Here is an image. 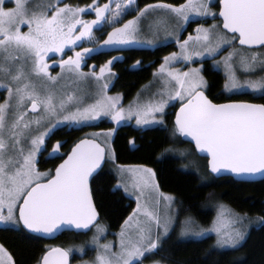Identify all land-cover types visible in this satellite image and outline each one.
I'll return each instance as SVG.
<instances>
[{
    "label": "snow or ice",
    "instance_id": "1",
    "mask_svg": "<svg viewBox=\"0 0 264 264\" xmlns=\"http://www.w3.org/2000/svg\"><path fill=\"white\" fill-rule=\"evenodd\" d=\"M133 3L107 0L101 4L93 0L91 5L81 7L63 0H0V88L7 92L0 102V225L47 237L64 229H95L91 244L97 256L91 264H144L148 255L162 250L173 230L176 201L160 191L152 168L116 163L111 143L115 128L87 133L54 171H39L37 154L46 150V140L61 124L87 125L108 117L116 125L134 119L139 128L158 129L165 125L166 109L178 102L171 136L194 146L180 152L181 156L204 157L205 176L213 178L223 174L264 176V104L214 103L205 94L207 82L202 66L208 58L223 64L226 92L246 88L264 93V0H218V12L212 10V0H184L179 4L160 0L135 9L134 18L121 23ZM91 13L95 19L83 18ZM209 17L218 22L204 27L196 19L206 21ZM193 22L199 25L195 34L183 39V32ZM105 24L111 31L101 44L94 32L102 31ZM145 25L154 38L140 41L138 36ZM161 33L165 41L174 39L179 51L164 56L159 63L150 82L156 90L146 101L142 102V93H138L125 107L122 96L107 95L106 73L114 75L111 66L116 57L102 65L99 72L95 66L89 72L82 70L86 58L98 48L133 43L156 46ZM84 41L96 47H83ZM78 47L82 50L76 51ZM65 49L74 55L63 58ZM228 49L231 51L227 56L216 60ZM50 53L61 55L60 73L55 76L47 62ZM195 63L201 67H192ZM258 71L260 75H256ZM65 74L73 83L94 81L99 99L83 106L76 95L67 94L65 98L58 93L57 85ZM61 147L58 141L50 158H56ZM109 162L116 180L113 191L122 189L127 196H134L136 208L121 225L118 242L101 243L106 229L99 222L91 181ZM258 222L264 224V216ZM251 223L246 214L218 205L211 228H202L189 217L181 236L203 238L215 233L214 247L238 249ZM75 250L85 252L83 246ZM72 251L51 247L37 264H69ZM0 264H17L2 243Z\"/></svg>",
    "mask_w": 264,
    "mask_h": 264
},
{
    "label": "trees",
    "instance_id": "2",
    "mask_svg": "<svg viewBox=\"0 0 264 264\" xmlns=\"http://www.w3.org/2000/svg\"><path fill=\"white\" fill-rule=\"evenodd\" d=\"M129 56V60L141 58L151 60L159 52L145 53V50H137ZM201 65L200 63H198ZM203 75L207 82L205 94L214 103L241 101L264 104V93L255 96L250 93L226 95L223 91L224 76L221 72L213 71L211 61L203 62ZM119 88L124 91L126 100L151 79L150 68H143L137 72L119 68ZM173 126V125H172ZM109 124L91 126L82 129L57 130L50 138L51 141L63 140L64 156L70 148L84 137L86 132L109 130ZM171 130L149 129L141 132L131 127L116 129L112 147L117 152V163L120 165H144L152 168L157 174V182L160 190L170 194L182 205V217H191L196 224L207 228L214 217L211 208L213 202L228 205L236 212L246 214L250 220L264 216V181L258 183H238L231 178L214 179L210 176L209 184H202L199 176L192 171H183L180 161L171 157L159 158L163 149L170 145L180 147L191 145L175 139H170ZM135 141L134 146L129 147L130 140ZM133 149V150H132ZM132 150V151H131ZM63 157L56 160L40 159L37 164L41 172L54 170ZM206 167V160L204 159ZM114 180L108 169L104 168L92 181L94 191V203L101 215V222L109 232H116L121 227L124 217L127 215L133 203L127 205L119 191H112ZM172 230L165 240L162 250L146 258L144 263L160 261V264H264V224L259 223L253 227L246 237L245 242L238 249H218L214 247L215 239L208 236L201 239L176 240ZM1 241V240H0ZM4 245L14 255L17 264H37L50 242L33 237L19 231H6L2 239ZM73 242L80 243L78 236L63 234L59 244Z\"/></svg>",
    "mask_w": 264,
    "mask_h": 264
},
{
    "label": "flooded vegetation",
    "instance_id": "3",
    "mask_svg": "<svg viewBox=\"0 0 264 264\" xmlns=\"http://www.w3.org/2000/svg\"><path fill=\"white\" fill-rule=\"evenodd\" d=\"M63 2L71 4L73 6L79 5V6L83 7V6H86V5H91L93 3V0H63ZM105 2H107V0H99V3H101V4H103ZM157 2H160V0H134L133 5L126 11V14L122 17L121 23L126 22L129 19H133L134 16L136 15L135 9L143 8L147 4H152V3H157ZM163 2L179 4V3H183L184 0H163ZM218 10H219V5H218V1H217V3L215 4V7H214V11L218 12ZM83 18L86 19V20L95 19V14L94 13L85 14L83 16ZM195 24H197V23L193 22L187 27V30L185 32H183V35H182L183 39H186L189 34H193V35L195 34V32L193 30ZM117 26H120V25H117ZM24 30L26 31L27 29L24 28ZM109 31H111V27H109L107 24H105L103 26L102 31H95L94 32V35H95L96 39L99 41V43H101V44L103 43V40L107 38L106 33L109 32ZM133 45H134V43L131 44V45H126V46H109V47L98 48L97 51L91 53L90 56L88 58H86L84 64L82 65V70L84 72H89L92 69V66H95L96 67V71L99 72V68L102 65H104L108 60L113 59V57H116L117 59L114 60L112 66H111V72L114 73V75L109 76V74L106 73V79L109 80V79L112 78V86L109 89V91L111 93H113L115 96H117V95L122 96V99H123L124 96H125L124 95V91L121 88H119V84H118L119 80H120L119 68L126 69L127 71H131V72L132 71L137 72V71H139V70H141L143 68L144 69L145 68H150V74H151V77H152L154 71L159 66V63L162 62L163 57L169 55L172 52H176L177 51V44L175 43V41H173V42H168L165 45H160V46H157V47H154V48L145 49V51H146L145 53H151L152 54V53H155V52L157 53L159 51L161 53L160 55L157 54L155 56V58H152L149 61L148 60L144 61L141 58H139V59L135 58L133 60H129V56L132 53L138 52L137 49L135 47H133ZM82 46L83 47H88V48L96 47V45L94 43L87 42V41L82 42ZM75 50L76 51H80L82 49L80 47H78ZM65 53H66V55H64V57H63L65 59H67V56H69V55H74V52L69 50V49H65ZM49 56L51 57L50 59L47 60L48 64L50 65L49 71H50V73L52 75H57L58 73H60V68L58 66V61L61 59V55L60 54L50 53ZM137 60L141 61L142 63L140 65H136L135 62ZM211 68H212V66H211ZM216 72H219V71H216ZM138 91L139 90H137L131 96L132 97L135 96ZM2 97L3 96L0 95V101L2 100ZM123 101L125 103L129 102V100H126L125 98L123 99ZM230 102H241V101H230ZM178 108H179V104H175L174 107L169 108V110L167 112V115L165 117V125L162 126L161 128H158V129H162V130H166V129H170L171 130L172 129V125L174 123L173 122L174 121V115H175V112L177 111ZM101 124H109L111 126V128H112V125L110 123L106 122V121H101L98 125H93V126L96 127V126H99ZM88 127H91V126H88ZM120 127H131V126L122 125ZM120 127H118V128H120ZM81 128H86V127H81ZM57 130H67V129L62 128V127H58V128H56V130L54 132H56ZM146 130H149V129H146ZM68 131H70V130H68ZM140 131L143 132L145 130H140ZM53 133L50 135V138L53 135ZM50 138H48L46 140V150H42L41 153L37 154V164L39 163L40 159H42V158L45 159V160H54V159L56 160V158H61V157H63V159L65 158L66 155L64 156L63 146L66 143V141L63 142V140L62 141L58 140L59 142L62 143V147L60 149V152L57 154L56 158H50L49 154L51 153L53 146L58 142L56 140L55 141L53 140V141L50 142ZM176 139H178V138H176ZM112 140H113V137H112ZM112 140H111V143H112ZM130 141H133V139H131ZM172 141L175 142L176 141L175 138H174V140L172 138ZM134 145L137 146V144L129 143V147H132ZM115 155H116V163H117L118 155H117L116 151H115ZM111 164L110 163L106 164L104 166V168L108 169L109 174L113 178L114 172H113V165H111ZM37 168L39 170L38 165H37ZM113 180H114V184H113L112 191H113V189H114V187L116 185V180L114 178H113ZM118 191L121 193L123 198H125L127 200V202H125L126 205H127V203H129V204L133 203V205L130 206L131 208H129L130 210L128 211L127 215L124 217V220H125V219H127V217L129 215L132 214L133 210L135 209L134 200L132 198H130L129 196H127L126 194H124L122 190H118ZM98 213H99V211H98ZM99 217H100L99 218L100 224L103 225L105 227V229H106V234L105 235L107 237L112 238V239L116 238L121 227L116 232H109L107 227L101 222L100 213H99ZM10 230H13V229L8 228V227H6L4 225H0V240H1L0 243L4 244L2 242V239L5 236L6 231H10ZM14 231H16V230H14ZM19 232H21V233L24 232L25 234H27L25 231H19ZM90 233H91V231H89L87 234L65 233V234H69V235L78 236L79 241H80V243L78 245H75L73 242H67V243H65V246L59 244L58 242H59L60 238L62 237V235L64 233L61 236H59L58 238H56L55 240L46 241V242H50L51 243V246H49V248H51V247H62V248H65V249H69V248L76 249L78 247L83 246L85 248V252L83 254L79 255L77 253L78 251L77 252L72 251L70 256H69V264H77L82 258L89 257L91 255V253L93 252V250H94V246L88 241V238H89L88 236L90 235ZM27 235H29V234H27ZM29 236H31V235H29ZM31 237H33L34 239L35 238L36 239H41V238H38V237H35V236H31ZM82 237H84L85 240H82ZM104 238L105 237H103L102 239H104ZM41 240H43V239H41Z\"/></svg>",
    "mask_w": 264,
    "mask_h": 264
},
{
    "label": "rangeland",
    "instance_id": "4",
    "mask_svg": "<svg viewBox=\"0 0 264 264\" xmlns=\"http://www.w3.org/2000/svg\"><path fill=\"white\" fill-rule=\"evenodd\" d=\"M217 1L218 0H212L211 7H212V10L213 11H214V7H215V4L217 3ZM9 6H13V5H9ZM196 19L199 21V25H203L204 27H209V26H211V24L218 22V21H214L210 17L207 18L206 21L203 18H196ZM199 25H198V23L195 24L193 30H195V28L197 26H199ZM153 38H154L153 35L150 32L147 31V27L145 25L144 26V31H142L140 33V35L138 36V39L140 41H144V40H149V39H153ZM173 41H174V39H172V38H169L168 41H165L164 35H163V33H161L159 35V37L157 38V44H156V46H150V45H147L145 43H134L133 47H135L137 50H145V49H148V48H154V47H157V46H160V45H165L166 43L173 42ZM178 51H179V48L177 46V51L176 52H178ZM229 51H231V49H228L227 51H223L219 56L216 57V60H222L224 56H227L228 55V52ZM205 60H211L212 70L213 71H219V72H221L223 74L224 78H225V69H224V66H223L222 63L216 64V62L213 59H211V58H208V59H205ZM191 66L192 67H201V65H199L198 63H195V64H193ZM158 67H157V69H158ZM176 67L181 68L183 70H187L184 67L183 64H177ZM260 74L261 73L258 71L256 75H260ZM243 79H244V77L241 76V80L242 81H243ZM153 80H154V78H153V75H152V77L150 79V82H153ZM150 82H148L145 85H143L139 89V91L136 93V95L133 96L129 100L128 103H125L123 101V99L125 97L122 99L121 103L125 107H127L129 105V103L133 102L136 99L138 93H142V96H141L142 102L143 101H146L149 98V96L152 94V92H154L156 90V87L155 86H150ZM108 83H109V88L107 90V95L108 96H115L113 93H111L109 91V89L112 86V78L108 80ZM224 83H225V80H224ZM57 91L61 95H64L65 98H66V95L67 94H74V95H76L82 101L83 106H87L88 104L95 103L96 100L99 99V96L97 94V88H96V85H95V82L94 81H84V82H80V83H73L72 80H71V78L67 74H65L64 79H62L60 81V83L57 85ZM223 91L225 92L226 95H236V94L250 93V94H253L255 96H259V95L262 94V93H259V92L258 93H252L250 90H248L246 88L229 93V92H226L224 90V87H223ZM0 95L3 96L2 97V100L0 102H3V100L7 97L6 90L0 88ZM175 104H179V103L178 102H174V105ZM172 107H174V106H170L169 108H172ZM169 108L166 109V112H168ZM72 110L74 111L75 108L73 107ZM101 121H106V122L110 123L112 125V128L111 129H113V128L117 129L118 127H120L122 125H129L133 129H140V130L153 129V128H143V129L142 128H139L138 126H136L134 119L131 120V121H123V122H121L120 125H116L108 117H102L100 120L92 121L90 124H87V125H74V124H66L65 123V124H61L59 127L65 128L67 130H71V129H82L81 127H88V126L98 125ZM107 131L108 130L94 131V132H107ZM92 132L93 131L86 132L84 134V136L87 133H92ZM169 137H170V139H172L171 134H170ZM173 140H174V138H173ZM173 143H174V141H173ZM166 149H173L174 151H172V152H166L165 151ZM187 150H191V149L189 147H187V146L180 147L178 145H170V146L166 147L165 149H163L161 155H159V158L171 157V158L178 159L180 161V168H181V170L185 171V168L187 167V171H192V172L196 173L199 176L202 184H209V182L211 181V179H210V176H205L206 167H205V164H204V159H201V158L197 157L196 155L181 156L179 154L180 152L187 151ZM193 162H195V163H193ZM196 165H198V168L196 167ZM120 190H122V189H120ZM165 194L166 195H170V194H167V193H165ZM130 198H132L134 200V205H135V208H136V198L134 196H132ZM175 201L176 202L173 205V212H174V216H175V220H174V224H173V230L176 229V232L174 234L175 239L176 240H181V241L182 240H190V239H201V238H197V237H194V236H187V237L181 236V231H182V227L184 225V222L189 217H186V216L182 217V214H181L182 213L181 212L182 205L176 199H175ZM141 202L142 203L144 202L143 199H142ZM218 205H223V204L222 203L220 204L219 202L215 201V202H213V204L211 206V208L214 210V217H213V220L211 221L210 225L207 228H211L213 226V222L217 218ZM224 206H226L227 208L235 211L234 208H231L228 205H224ZM251 221H252V223L248 227V234H249L250 230L253 227H256V225L259 224L258 220H256V219H252ZM120 230H121V228H120ZM120 230H119V232H120ZM94 231H95V229H92L90 235L88 236L89 237L88 238V241L90 243H91V239H92V236H93ZM105 234H106V232H105ZM208 236H212L216 240L215 233H209L205 237H208ZM104 237H105L104 239H102L103 237L101 238V243H107V242H113V241H117L118 242V237H116L114 239H112L110 237H107L106 235ZM205 237H203V238H205ZM82 240H85V238L82 237ZM93 246H94V250L91 253V255L89 257L82 258L77 264H91V262L93 260H95V258L97 256V249H96L95 245H93ZM73 251L77 252L75 249H73ZM77 253L79 255H81L80 252H77ZM148 257L151 258L152 257V254L151 255H148L147 258ZM144 264H156V262H154V261H151L150 262L149 261V262L144 263Z\"/></svg>",
    "mask_w": 264,
    "mask_h": 264
},
{
    "label": "water",
    "instance_id": "5",
    "mask_svg": "<svg viewBox=\"0 0 264 264\" xmlns=\"http://www.w3.org/2000/svg\"><path fill=\"white\" fill-rule=\"evenodd\" d=\"M219 11V10H218ZM225 103H238V102H225ZM246 103H250V102H246ZM254 104H258V103H254ZM179 110V108L177 109V111ZM176 111V112H177ZM175 112V113H176ZM174 120H175V115H174ZM174 122V121H173ZM181 141L182 142H184V143H186V144H189V145H191L192 146V148L194 147L192 144H190V143H187V142H185L184 141V139L183 138H181ZM78 142V141H77ZM74 146V145H73ZM72 146V147H73ZM71 147V148H72ZM71 148H70V150H71ZM70 150H69V152H70ZM68 152V153H69ZM197 157H199V158H201V159H205L204 157H202V156H198V155H196ZM65 158H66V156H65ZM64 158V159H65ZM206 160V159H205ZM63 161V160H62ZM62 161L60 162V163H62ZM59 163V164H60ZM58 164V165H59ZM57 165V166H58ZM56 166V167H57ZM206 167H207V160H206ZM97 175V174H96ZM95 175V176H96ZM94 176V177H95ZM221 178H231L232 180H234V181H236V182H238V183H258V182H261V181H264V176H261V175H259V174H257V175H255V176H251V177H244V178H240V177H236V176H234L233 174H223V175H219L218 177H215L214 179H221ZM100 218V217H99ZM26 232V231H25ZM89 232V231H88ZM88 232H77L76 230H72V229H64L63 231H60V232H57V233H55L53 236H51V237H47V236H39V235H37V234H30V233H27V234H29V235H31V236H35V237H38V238H41V239H43V240H45V241H52V240H55L56 238H58L59 236H61L63 233H74V234H87ZM41 260V259H40Z\"/></svg>",
    "mask_w": 264,
    "mask_h": 264
}]
</instances>
